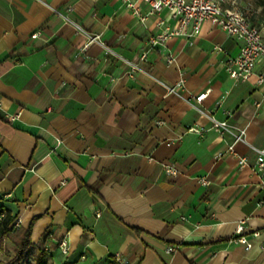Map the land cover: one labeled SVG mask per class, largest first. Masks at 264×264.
I'll use <instances>...</instances> for the list:
<instances>
[{"label":"crops","instance_id":"1","mask_svg":"<svg viewBox=\"0 0 264 264\" xmlns=\"http://www.w3.org/2000/svg\"><path fill=\"white\" fill-rule=\"evenodd\" d=\"M63 17L117 56L85 47ZM167 18L163 11L140 22L124 0H0V207L31 227L34 244L48 233L49 264H110L116 252L130 264H264V176L253 171L250 148L264 145L256 83L264 62L234 83L213 47L233 57L241 43L208 22L192 39L151 48L158 19L173 24ZM251 23L264 37V19ZM124 60L140 70L128 75ZM180 78L183 98L209 90L196 106L245 129L247 143L228 153L233 137L157 82ZM162 163L178 175H165ZM241 222L250 249L233 242Z\"/></svg>","mask_w":264,"mask_h":264},{"label":"built area","instance_id":"2","mask_svg":"<svg viewBox=\"0 0 264 264\" xmlns=\"http://www.w3.org/2000/svg\"><path fill=\"white\" fill-rule=\"evenodd\" d=\"M138 2L145 3L147 11L143 12L137 5ZM135 2L124 0L125 6L131 10L132 14L140 21L144 22L148 17L159 14L166 11L168 18L173 22L172 25L166 24L165 20L158 19L157 26L159 32L152 35L148 40V45L152 48L155 46L163 45L165 41L174 36H182L187 39H192L200 34L201 27L204 23H210L213 26L220 28L228 38H233L241 46L236 56H227V53L221 46L215 45L213 51L223 53L226 55L224 61V70L228 77L234 83L245 82L255 75L256 68L261 62H264V37L261 34L260 29L253 25L244 10H241L236 0H137ZM54 12H56L54 10ZM66 24L74 27L78 34L86 38L85 47L91 43L99 44L107 53L114 54L107 45L100 41L99 35H93L87 32L85 29L74 23L67 17H63ZM37 35V34H35ZM146 56V52H143L140 56V60H143ZM166 63L171 64L174 60L172 57L167 56ZM124 63L128 66L127 74H133L135 71H139L138 64L136 62L124 60ZM256 83L262 88L261 101L264 103V71L256 75ZM158 84L164 89L165 95H177L181 98L180 91L184 89V79L180 78L174 85H166L163 82L157 81ZM209 90L202 92L201 94L194 96L192 101L185 99L197 112L203 114L211 122L212 127L221 135L229 134L233 137V142L227 146L226 151L234 154V146L236 143H244L245 129H235L227 121L216 120L210 112H204L196 104H200L201 101L207 97ZM1 105V104H0ZM259 106V104H258ZM232 113L226 112L228 117ZM19 113L8 116V121L13 122L19 118ZM163 122H158L162 124ZM200 128L191 127L187 129V132L199 134ZM175 143V140L166 142L167 146H171ZM251 150L255 153L256 160L253 171L259 177L264 176V145L261 147L250 146ZM125 155V154H124ZM220 155H222L220 153ZM219 155V156H220ZM151 158L149 157L148 160ZM152 160V159H151ZM239 169L247 165V159L241 157L238 160ZM162 171L167 176H176L179 171L173 163H162ZM198 182L206 186L209 181L205 177H200ZM5 196H0L3 199ZM19 220L14 221L13 227H19ZM236 234L238 237L233 239V242L245 245L246 249L252 248V244L247 241L243 236L244 222L237 224ZM257 235V234H254ZM57 247L61 254L67 255L69 252L68 243L65 238L58 241ZM47 250V248L45 249ZM168 253L175 250L174 247L169 246ZM110 264H130L127 257H124L121 253L116 252L113 254L112 262Z\"/></svg>","mask_w":264,"mask_h":264},{"label":"trees","instance_id":"3","mask_svg":"<svg viewBox=\"0 0 264 264\" xmlns=\"http://www.w3.org/2000/svg\"><path fill=\"white\" fill-rule=\"evenodd\" d=\"M2 200V199H0ZM14 218L0 207V253L6 248V241L12 248L13 256L0 260V264H49L45 244L48 233L34 244L31 241V227H13Z\"/></svg>","mask_w":264,"mask_h":264},{"label":"rangeland","instance_id":"4","mask_svg":"<svg viewBox=\"0 0 264 264\" xmlns=\"http://www.w3.org/2000/svg\"><path fill=\"white\" fill-rule=\"evenodd\" d=\"M238 7L248 14H252L251 22L264 19V0H236ZM13 256L12 248L6 241V248L0 253V260H7Z\"/></svg>","mask_w":264,"mask_h":264}]
</instances>
